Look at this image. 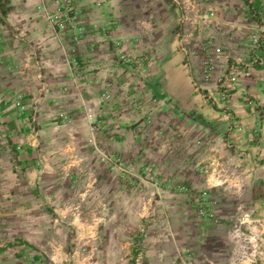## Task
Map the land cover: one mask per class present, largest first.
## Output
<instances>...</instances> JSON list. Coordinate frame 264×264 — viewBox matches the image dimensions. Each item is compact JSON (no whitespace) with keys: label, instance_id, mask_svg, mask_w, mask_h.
<instances>
[{"label":"rangeland","instance_id":"374dc122","mask_svg":"<svg viewBox=\"0 0 264 264\" xmlns=\"http://www.w3.org/2000/svg\"><path fill=\"white\" fill-rule=\"evenodd\" d=\"M38 6L71 78L97 72L101 90L84 93L74 83L75 114L59 110L44 119L40 66L37 95L0 100V112L16 114L18 136L30 139L8 136L0 114V264H254L242 254L264 226V92L239 90L222 101L221 86L231 84L224 68L206 84L201 69L219 44L225 76L230 66L237 70L239 89L264 76V43L250 51L252 24L264 28V0ZM12 21L13 34L23 36L26 21ZM86 34L103 44L89 46L88 56L79 49ZM43 45L32 44L38 61ZM178 58L192 93L210 110L223 105L224 128L199 131L195 113L154 93L166 64ZM246 64L248 75L240 68ZM233 101L247 109V124ZM244 127L249 150L238 147Z\"/></svg>","mask_w":264,"mask_h":264},{"label":"crops","instance_id":"0c3cea01","mask_svg":"<svg viewBox=\"0 0 264 264\" xmlns=\"http://www.w3.org/2000/svg\"><path fill=\"white\" fill-rule=\"evenodd\" d=\"M41 1L0 0V100H6L13 94H21L23 96L37 95L43 83L40 81L41 74L39 72L40 66H42V68L45 67L43 77L46 78L45 83L47 84V91L42 105L44 119L54 117L59 110L64 111L69 116H73L75 114L74 108L78 102L77 94L75 93L77 89L74 87V83L77 84V88L81 92L96 94L101 90V74L97 72L88 73L82 76L79 81L71 78L67 63L62 57L58 45L50 40L51 31L49 27L42 16L35 11ZM14 15L26 21L27 32L23 36L21 34L18 39L15 38V34L9 28L13 24ZM98 40L100 39L86 34L85 39L81 41L82 45L79 49L85 56H88L89 46H103ZM38 41L44 43L41 50L43 61H38V52L32 46ZM177 60L180 61L179 64ZM177 60L166 64L164 76L159 81L158 90L154 91L158 95V99H171L173 103L181 105L184 111L195 113L197 125L194 123L192 127L197 128L199 131L207 127L215 128L214 131L224 128L226 122L223 105L219 111L210 110L209 105L205 106L202 98L196 95L195 92L192 93L181 59L178 58ZM91 65L95 64H90L89 69H91ZM111 75L113 76V74ZM263 77L261 78L258 75V77L245 82L249 84L248 87H245L248 93H254L256 97L262 96L261 93L264 92ZM258 90L260 93H258ZM230 105L235 113L241 117L243 123L247 124L244 122L246 120L249 122V118L246 115L247 109L236 101H233ZM163 107L164 103H162L160 108ZM0 114L3 116L8 136L16 134L14 139L18 142H21L22 139L30 140L27 137L24 139V135L20 134L18 136L17 131L19 130L20 132L22 127L15 113H11V110H3ZM249 132V127H244L240 137L243 138L245 135H249ZM250 143L245 139L244 141L240 140L238 147L241 150H249L253 146ZM245 264H248V262L246 261Z\"/></svg>","mask_w":264,"mask_h":264},{"label":"built area","instance_id":"2783aa9c","mask_svg":"<svg viewBox=\"0 0 264 264\" xmlns=\"http://www.w3.org/2000/svg\"><path fill=\"white\" fill-rule=\"evenodd\" d=\"M43 3V2H42ZM38 12L45 11L43 5L37 7ZM52 21V20H51ZM253 30L252 35L250 37V51L258 50L260 48V45L264 43V28L258 24L254 23L252 24ZM17 32H19L18 28H15ZM22 32L15 33V36L18 37ZM248 51V52H250ZM185 53H189V51H185ZM205 59L203 61V66L201 69V76H202V82L206 84L207 82L211 81L217 71L218 67H223V73L222 78L226 79V82H231L230 85L221 86L222 90L218 92L219 98L222 101H225L227 99L229 93L231 92H237L240 90V94L242 96L247 95L248 92L245 91L244 87L239 89V85L237 82V75L238 72L233 71V67L230 66V76L226 78L225 76V70H228V61L222 60V46H219V44L216 47H213L212 50H208V52L205 53ZM242 59V58H238ZM237 60V59H236ZM238 62V61H237ZM239 67V65L237 64ZM242 72H244L246 75H248L249 70L251 69V66L246 64L244 65V68L240 67ZM237 69V68H236ZM247 72V73H246ZM225 88V89H224ZM248 105L255 108L254 102L252 100H247ZM19 105L20 110H24L25 107L21 105L20 102L17 103ZM244 218H248V215H245ZM257 222V221H256ZM244 224V221L242 222ZM248 242L250 243L249 248L251 249L250 252H244L242 256H245L246 258H250L249 261L252 259V263L257 264L258 260H262L263 262L259 264H264V226L260 228V231L257 233L255 232L249 239Z\"/></svg>","mask_w":264,"mask_h":264}]
</instances>
